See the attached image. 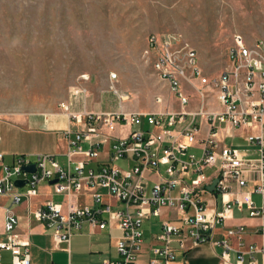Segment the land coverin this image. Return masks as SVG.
Here are the masks:
<instances>
[{"label": "built area", "instance_id": "2783aa9c", "mask_svg": "<svg viewBox=\"0 0 264 264\" xmlns=\"http://www.w3.org/2000/svg\"><path fill=\"white\" fill-rule=\"evenodd\" d=\"M145 54L182 110L96 113L86 109L85 97V109L75 112L76 98L87 91L74 89L71 101L61 105L78 127L65 132L66 166L52 154L20 155L9 165L0 153V199L10 197L20 205L23 198L38 196L41 185L57 180L54 191L64 201H48L34 218L52 231L57 248L66 245L67 252L85 225L92 232L119 230L117 259L103 264H142L144 255L149 256L147 264H170L179 252L186 255L209 243L221 249L218 264H264V248L245 250V226L227 225L236 212L264 221V40L248 43L236 37L228 53L230 68L217 76L205 74L197 50L178 34L150 36ZM117 78L114 74L112 80ZM193 99L199 106L189 110ZM156 101L164 103L162 96ZM120 128L130 130L116 135ZM241 129L257 131L242 136L252 150L227 144ZM121 161L134 165L122 169L115 165ZM33 165L34 173L24 170ZM207 169L213 174L207 176ZM17 181L25 185L17 187ZM252 182L253 189L247 190ZM254 195L261 197V205ZM85 197L91 204H82ZM1 214L0 251L12 255V264H32L30 238L17 233L19 216L2 204ZM155 218L160 219L159 231L146 250L144 226Z\"/></svg>", "mask_w": 264, "mask_h": 264}, {"label": "rangeland", "instance_id": "374dc122", "mask_svg": "<svg viewBox=\"0 0 264 264\" xmlns=\"http://www.w3.org/2000/svg\"><path fill=\"white\" fill-rule=\"evenodd\" d=\"M166 34L181 35L187 46L197 50L205 74L217 76L230 68L228 53L236 37L248 43L264 40V0H0V134L4 145L12 142L27 148L31 144L24 142L18 123L2 120L65 113L61 105L71 101L74 89L87 91L78 97H86L90 112L181 111L145 54L150 36ZM114 74L117 80H112ZM159 96L164 103H157ZM198 106L199 101L193 99L188 109ZM128 131L120 128L115 134ZM27 137L38 138L34 149L38 154L53 152L52 136L49 141L39 134ZM44 138L47 141L40 140ZM227 144L242 146L244 142L230 139ZM115 165L131 169L134 163ZM205 173L210 176L213 170ZM145 229L149 236L148 223ZM153 232H158L157 225ZM75 239V261L84 263L90 259L87 250L95 238ZM107 252L109 259H117L114 247Z\"/></svg>", "mask_w": 264, "mask_h": 264}, {"label": "crops", "instance_id": "0c3cea01", "mask_svg": "<svg viewBox=\"0 0 264 264\" xmlns=\"http://www.w3.org/2000/svg\"><path fill=\"white\" fill-rule=\"evenodd\" d=\"M80 98V99H78ZM78 107H80L78 109ZM85 109L84 99L82 97H77L73 106L75 112H82ZM87 109V107H86ZM100 112H106L104 109H99ZM93 111V109H92ZM96 112V111H94ZM178 112V111H177ZM1 120V119H0ZM5 122H15L18 123L21 127L19 130L24 135V142L30 141V146L25 148L23 145L12 144L9 142L4 145V137L0 134V153L5 155V163L13 165L16 162V157L20 155H42L38 154L36 148L38 138L35 137L29 139L27 135L29 134H39L41 136L49 137L52 136L53 143L51 145L53 152L52 155L59 156V162L66 166L67 158L66 153L68 151V143L65 137V132L71 128L73 131L78 130L76 125L70 123L69 118L63 112L52 114V115H34L27 118L18 119L16 121H6ZM4 124V123H3ZM6 125V124H5ZM128 129V128H127ZM130 130V129H129ZM257 132L252 129H241L236 132V136L232 139H240L244 142V145L238 146L242 150H252L249 148L247 142L242 138V136L250 135ZM26 140V141H25ZM40 140H46L40 139ZM46 140V141H47ZM230 140V139H229ZM23 142V140H22ZM27 143V142H26ZM250 155L257 156V152L250 151ZM61 158H65L64 161H60ZM98 161L94 163L97 166ZM2 168L0 167V177L2 176ZM258 176H255V178ZM254 187V182L250 183L247 187V190H252ZM236 189V187H235ZM256 197L259 198V201L256 200ZM63 202L64 197L56 195L54 191L53 184L46 183L39 187V195L31 199L23 198L20 205H15L12 198L5 197L0 199V204L5 205L9 208H12L14 212L20 218V226L17 229V233L21 235L28 236L31 241V261L32 264H103L106 260H112L108 258L107 249L114 247L116 250V244L118 239L121 236V232L116 229H107L104 231H91V228L88 225H85L81 233L76 235L72 239L71 251L67 252L64 249L66 245H63L61 248H57L52 233L49 234V229L36 221L34 218L35 211L40 207L45 205L48 201ZM254 200L257 204H262V199L258 195H254ZM82 204H91L89 197L82 199ZM158 221L153 223L152 221L146 222L149 224L150 235H147L145 226V234L147 239L146 250H148L151 242V237L153 228L157 225L159 231L160 219L155 218ZM4 215H0V232L3 231ZM145 223V224H146ZM244 225L245 226V250L249 249L251 246H257L258 248H264V232H261L264 221L261 219L250 218L248 213H239L236 212L235 220L228 222V226L232 227L235 225ZM116 233V236L114 235ZM92 236L95 238V241L90 242L87 250L89 252V260L84 263L76 262L74 258V240L78 237ZM5 238L4 236L2 237ZM220 248L213 246L212 244H202L192 251L184 255L182 252L178 253V259L171 262L170 264H218L220 262V254L218 250ZM2 256V262L0 264H12V255L9 252L0 251ZM117 256V253H116ZM148 255L142 257L141 263L147 264ZM257 259L259 262L262 261V255L257 254ZM117 258V257H116ZM236 259V253L233 254V260Z\"/></svg>", "mask_w": 264, "mask_h": 264}, {"label": "water", "instance_id": "95a60500", "mask_svg": "<svg viewBox=\"0 0 264 264\" xmlns=\"http://www.w3.org/2000/svg\"><path fill=\"white\" fill-rule=\"evenodd\" d=\"M24 170L27 171V172H29V173H34V172L36 171V166L33 165V166L25 167ZM218 182H219V180L216 179V180L214 181L213 185H211V186L209 187V190H210L211 192H214V191H215ZM55 183H57V180H54V181L51 182V184H55ZM24 185H25V181H17V182H16V186H17V187H23Z\"/></svg>", "mask_w": 264, "mask_h": 264}, {"label": "bare ground", "instance_id": "6f19581e", "mask_svg": "<svg viewBox=\"0 0 264 264\" xmlns=\"http://www.w3.org/2000/svg\"><path fill=\"white\" fill-rule=\"evenodd\" d=\"M125 99H127V97H125Z\"/></svg>", "mask_w": 264, "mask_h": 264}]
</instances>
